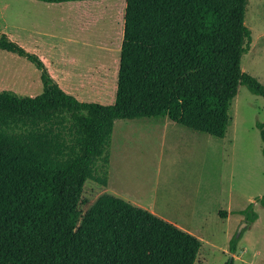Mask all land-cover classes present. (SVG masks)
<instances>
[{"label": "trees", "instance_id": "trees-1", "mask_svg": "<svg viewBox=\"0 0 264 264\" xmlns=\"http://www.w3.org/2000/svg\"><path fill=\"white\" fill-rule=\"evenodd\" d=\"M44 4L99 0H36ZM248 0H126L110 106L80 102L52 79L44 63L0 36V50L40 72L42 92H0V115L66 113L82 129L81 153L68 165L0 132V264H194L201 241L112 195L87 205L83 188L93 158L116 121L170 122L216 139L231 123L239 86L264 100V85L241 70L251 44ZM264 158V124H257ZM264 207V196L259 199ZM249 226L251 204L240 212ZM220 218L227 212L219 211ZM233 237L229 253L240 239ZM225 264H233V258Z\"/></svg>", "mask_w": 264, "mask_h": 264}, {"label": "rangeland", "instance_id": "rangeland-1", "mask_svg": "<svg viewBox=\"0 0 264 264\" xmlns=\"http://www.w3.org/2000/svg\"><path fill=\"white\" fill-rule=\"evenodd\" d=\"M125 4L126 0L62 4L0 0V36L4 34L26 52L42 56L53 80L79 101L110 106L114 102ZM245 26L250 30L251 44L242 57L241 70L264 85V0H248ZM2 91L36 97L42 92L40 72L24 58L0 50ZM229 116L231 123L222 139L180 126L159 129L152 119L113 124L110 141L118 140L116 160L112 151L106 154L107 172L112 178L118 173L123 187L129 192L137 189L139 197L165 196L169 185L181 195L204 203L206 224L192 229V235L201 241L194 264H225L231 259L230 240L246 224L240 212L251 204L258 222L252 229L248 228L252 224L242 229L235 253L239 256L242 249L248 251L241 258L247 260L255 250L264 249V208L259 204L264 196V158L256 127L264 124V100L239 86ZM54 128H62L58 133L67 135L68 144L53 137ZM176 129L181 132L173 133ZM0 132L63 166L80 154L83 145L82 129L66 113L26 118L0 115ZM170 140L175 141L176 148H171ZM90 180L83 188L82 198L87 201L80 207L83 213L100 195H112L97 189ZM111 183L107 182L109 186ZM218 211L232 214L225 220L217 216ZM187 220L181 218L183 223ZM233 264L245 263L234 260Z\"/></svg>", "mask_w": 264, "mask_h": 264}, {"label": "crops", "instance_id": "crops-1", "mask_svg": "<svg viewBox=\"0 0 264 264\" xmlns=\"http://www.w3.org/2000/svg\"><path fill=\"white\" fill-rule=\"evenodd\" d=\"M38 57L44 63L42 56H38ZM45 67H46V65H45ZM46 69H47V67H46ZM48 70L49 69H47V71ZM49 74H50V72H49ZM67 74L68 73H65V79L70 78L69 75H67ZM59 87L65 93L72 95L73 97H75L77 99V97L75 95L71 94L70 92L65 91L61 86H59ZM155 121L157 123H154V124L159 129L161 128V129L166 130L171 126H172V128H176L174 126H178V125L170 122L167 118H163V119H159V120H155ZM113 129L114 128L112 126V129L106 138L103 152L98 157L93 158L89 172H88V175H87V181H89V178H91L92 180H90V182L92 181L91 182L92 185L97 186V189L104 190L105 193L107 191L111 192L113 196L120 198V199L132 204L133 206H135L137 208L143 209V210L153 214L154 216H156V217H158V218H160V219H162L168 223H171L172 225L176 226L180 230L187 232L189 234L193 233L192 229L194 227H196V228L204 227L206 224L207 214L204 212L205 205L202 201L196 200L193 197L188 198L187 195H185V196L181 195L180 193H178V191L176 189H173L169 185L166 186L165 196H162V197L155 196L156 197L155 198L151 195V199H148L146 196H144V198L141 196L139 197L137 194L138 193L137 189H135L133 191L130 190L132 192H129V190L127 188L123 187V185L120 182V179L118 178V173H115V175H113V178H112L110 172H107L108 166L106 165V159H107L106 154H107V152L112 151L113 160H116V153L118 151V148H117V141L118 140L114 139L112 142L110 141ZM178 130L180 131V129H176V130H172V131H173V133L176 134L178 132ZM53 131H54V132H52L53 137H57L59 139L60 143H62L63 145H64V143L68 144L67 135H63V134L61 135L60 133H58V132H61V133L63 132L62 128H56V129L54 128ZM183 132L184 131H182V133ZM161 133L166 134L167 132H161ZM60 135L62 137H60ZM184 135H187V133ZM162 140L165 142L166 138H162ZM108 142L110 144L109 149L107 148ZM169 144L171 145V148L172 147L176 148L177 144L175 143V141L170 140ZM65 146H67V145H65ZM29 147H31V146H29ZM31 148L35 149L33 147H31ZM96 160H98L99 162L97 163L96 168H95L96 170H95L94 166H95ZM115 169H116V165H115ZM110 180L113 181V183H111V186L108 185L109 183L107 184V182H109ZM228 199L231 200L232 196L229 197ZM218 212H216L217 216H218ZM231 214H232V212H230V213L227 212V216H226L225 220H227ZM240 217H241V215H240ZM181 218H187L188 220L186 223H183L181 221ZM242 221H243V218L241 219L240 222H242ZM257 222H258V218H256V220L248 228H250V229L254 228L256 226ZM247 253H248V251L242 249L240 251V253L238 254L239 256H237L236 253L231 255L233 258V262H234V260H240L241 262H243L245 264H264V249L263 250H260V249L255 250L252 253V255L249 257V259L242 260L241 258L244 257Z\"/></svg>", "mask_w": 264, "mask_h": 264}, {"label": "water", "instance_id": "water-1", "mask_svg": "<svg viewBox=\"0 0 264 264\" xmlns=\"http://www.w3.org/2000/svg\"><path fill=\"white\" fill-rule=\"evenodd\" d=\"M243 228H246V224H243V225L239 228V230H238V232H237V234H236V237H239V236H240L241 231H242Z\"/></svg>", "mask_w": 264, "mask_h": 264}]
</instances>
